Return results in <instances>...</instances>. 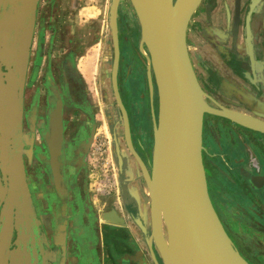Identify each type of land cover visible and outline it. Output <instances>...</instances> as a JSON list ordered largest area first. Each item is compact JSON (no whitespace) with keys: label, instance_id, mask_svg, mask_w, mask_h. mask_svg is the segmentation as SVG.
Wrapping results in <instances>:
<instances>
[{"label":"flooded vegetation","instance_id":"flooded-vegetation-1","mask_svg":"<svg viewBox=\"0 0 264 264\" xmlns=\"http://www.w3.org/2000/svg\"><path fill=\"white\" fill-rule=\"evenodd\" d=\"M21 1L0 0L1 60L13 43L9 18L21 12ZM52 12L49 0H37L22 87L18 148L32 219H20L15 207L10 206V188L14 185L11 176L16 177V172H9L0 158V264H64L69 258L75 264H96L95 246L90 249L95 218L84 213L88 203L85 198L79 199L80 194L73 188L90 134L76 127V121L72 123V116L66 114L69 110L72 113L66 104L70 94L66 78L61 77L54 87L46 85L50 104L56 100L60 104L61 138L54 160L55 173L43 138L48 131L47 117L40 123L35 119L37 102H32L24 112V88L35 75L28 70L30 57L34 54L41 59L44 52L49 57L54 53L50 49L53 44L47 45L46 39L57 40L58 27L52 25ZM123 23L117 11V56L114 62L109 35L100 63L99 92L111 142L120 210L141 241L131 217L134 207L129 193H136L141 205L146 203L141 169L134 156L149 173L157 90L151 72L148 86V54L144 45L139 50L138 24L127 29ZM3 29L8 31L3 33ZM185 44L206 105L220 113L264 123V0H200L187 24ZM7 67L6 62H0L2 73L7 72ZM0 80L5 85V78ZM47 80L44 78V84ZM3 138L6 159L12 163L11 153L16 145L10 143L9 136ZM201 163L208 199L233 248L248 264H264V134L204 113ZM41 213L48 224L42 221ZM5 226L8 231L3 234ZM241 227L246 228V233Z\"/></svg>","mask_w":264,"mask_h":264},{"label":"water","instance_id":"water-1","mask_svg":"<svg viewBox=\"0 0 264 264\" xmlns=\"http://www.w3.org/2000/svg\"><path fill=\"white\" fill-rule=\"evenodd\" d=\"M37 0H22L21 12L9 18L13 25V43L2 55L6 62L5 85L0 80V158L9 172H16L10 188V206L20 219H32L28 193L22 183L20 151L21 100L30 37ZM139 26V50L146 48V77L150 72L157 90V118L153 124L152 155L147 173L136 156L145 187L146 203L141 205L136 193L130 192L134 212L132 220L139 231L151 264H248L233 248L207 196L201 163V120L204 113L224 117L264 134V123L247 120L233 113H220L209 108L204 93L193 74L185 44L190 17L200 0H128ZM110 0L106 12L110 40L117 56V7ZM248 21V16L246 18ZM8 29H3L6 33ZM2 36H5L3 34ZM10 56H7V52ZM10 67V68H9ZM54 96H56L54 94ZM47 114L48 131L43 136L48 144L51 166L60 143L59 101L53 102ZM15 146L9 163L4 152V138ZM3 171V169H2ZM148 210V214H147ZM102 220L123 225L113 211L103 213ZM108 217V218H107ZM8 227H4L5 234ZM21 244H17L19 247Z\"/></svg>","mask_w":264,"mask_h":264},{"label":"rangeland","instance_id":"rangeland-1","mask_svg":"<svg viewBox=\"0 0 264 264\" xmlns=\"http://www.w3.org/2000/svg\"><path fill=\"white\" fill-rule=\"evenodd\" d=\"M109 4L110 0H49V5H52L53 9L52 25L54 27V24H57L58 29L57 40L52 41L48 37L46 39L47 45L53 44L50 49L54 50V53L49 57L45 56L44 52V58L41 59L34 54L30 57L28 70H32L35 75L31 76L23 93L24 112L28 111L32 102H37L35 119L40 120V123L45 120L49 108L52 107L47 86L54 87L55 84L60 83L61 77L66 78L70 90V98L68 97L66 104L72 109L71 114H69L70 110L66 114L72 116V123L76 121V127L90 134L73 188L80 194L79 199H86L88 204L84 202L87 209L84 213L89 212L93 219L95 218L94 234L96 237L103 236V240L111 235L108 231L102 235L103 230L101 231L98 223L101 215L110 211L120 212L111 142L102 113L103 103L99 92L100 63L109 42V28L106 22ZM117 11L127 29H132L134 24H138L128 0H119ZM44 78L48 79L45 84ZM47 99H49V108H47ZM145 193L144 187L143 194L146 195ZM41 215L45 225L48 224L44 214ZM106 228L108 229L109 226H105ZM232 229L236 231V228L232 227ZM241 229L246 233L245 227ZM233 231L229 230L230 233ZM135 242L140 248V258H130V261L126 258L127 262H122L121 254L111 253L107 244H100L95 246L98 263L151 264L145 246L141 241Z\"/></svg>","mask_w":264,"mask_h":264},{"label":"crops","instance_id":"crops-1","mask_svg":"<svg viewBox=\"0 0 264 264\" xmlns=\"http://www.w3.org/2000/svg\"><path fill=\"white\" fill-rule=\"evenodd\" d=\"M119 208H120V204H119ZM120 212L119 213L116 212V215L123 220V225L115 224V223L108 222V221H103L102 217H100V222L98 221V223L101 226L100 227L101 231L103 230L102 235L104 234L105 231H108L110 232L109 234L111 236H108V238L106 239L104 238L103 240V236L96 237L94 234V238H93L94 243H92L93 245L92 244L90 245L92 246L90 247V249L100 244H107L112 251L111 253L118 252V254H121L120 260H122V262L123 261L125 262L126 258L128 261H130V258H140V255H141V253L139 254L140 248L137 246L135 242L136 240L137 241H140V240H138V237L136 236L135 232H133L132 229L128 227L127 225L128 220L126 218V215L125 214L123 215ZM105 226H109V228L105 229ZM94 248L96 249V247ZM94 256L96 258L95 260L96 264H100L98 263L99 259H98V256L96 255V250H95ZM72 260L73 259H70V258L67 260H64V264H75V261L74 260L72 261ZM82 264H84V261Z\"/></svg>","mask_w":264,"mask_h":264},{"label":"bare ground","instance_id":"bare-ground-1","mask_svg":"<svg viewBox=\"0 0 264 264\" xmlns=\"http://www.w3.org/2000/svg\"><path fill=\"white\" fill-rule=\"evenodd\" d=\"M223 111V110H222ZM247 118V117H246ZM250 119H252V118H250ZM249 119V120H250ZM247 128H251V129H255V127H256V125L254 124V123H250V124H248V123H246V124H244ZM206 181V180H205ZM209 195V194H208ZM108 218V217H107Z\"/></svg>","mask_w":264,"mask_h":264}]
</instances>
